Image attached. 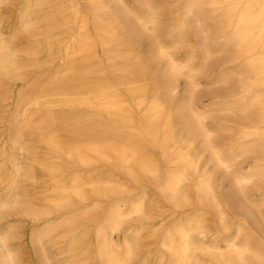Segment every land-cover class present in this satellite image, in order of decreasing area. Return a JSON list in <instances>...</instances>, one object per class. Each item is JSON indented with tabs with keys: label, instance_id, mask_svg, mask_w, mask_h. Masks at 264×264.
<instances>
[{
	"label": "bare ground",
	"instance_id": "6f19581e",
	"mask_svg": "<svg viewBox=\"0 0 264 264\" xmlns=\"http://www.w3.org/2000/svg\"><path fill=\"white\" fill-rule=\"evenodd\" d=\"M6 1L0 0V6ZM25 1L33 5L30 0ZM64 1L69 6L63 8L70 9L73 18L87 16L78 12L80 5L74 4V0H38L35 6L55 13L57 5ZM84 2L94 19V36L83 21L68 40L70 45L62 49L59 67L64 70L55 73L58 77L29 83L31 74L21 73L17 66L8 63L12 55H2L0 48V108L13 102L16 109L11 115H0V121L8 119L4 148L0 149V167L13 173L9 178L0 177L3 187L0 190L7 189L0 194V217L20 212L22 219L36 220L40 226L32 235L31 244H36L42 258L49 261L44 235L67 233L69 237L64 238L63 249L75 263L64 264H264V229L255 215H247L244 210L255 230L250 231L242 219L229 220V211H238L234 205L236 192H223V196L216 191L213 179L216 172L231 173L236 191L246 201L248 184L255 182L256 177L264 183V0H187L181 10V27L187 24L191 28L199 22V18L192 20L197 17L195 11L200 16L204 9L210 14L219 13L220 21L215 24L218 34L224 35L215 49H227L225 61L232 64L218 72V81L230 86L223 105L237 106L243 113L236 127L228 126L240 136L232 156L225 155L215 133L204 124L207 113L197 112L194 106L197 76L210 55L205 41L198 38L196 50H191L185 60L177 61L155 40L162 13L151 0H134L144 9V17L135 18L137 27L121 0ZM24 10L18 27L32 36L43 26L37 24L35 13L31 14L37 18L33 20L30 12L26 14ZM51 21L49 18L44 22ZM148 26L154 32L150 55L138 54L133 59L135 62L122 66L116 65L121 56L111 55L107 62L113 80L97 76L105 72L99 68L102 62L95 52L97 42H114L124 37L145 39L142 32ZM181 36L183 33L178 34ZM59 40L58 45L63 42ZM6 45L0 36V47ZM198 50L203 56L196 64ZM159 59L166 61L163 70L155 64ZM45 71L42 75L49 73ZM81 74H90L96 80L87 82ZM178 78H185L182 98L176 95ZM5 79L10 87L4 84ZM74 88V92H68ZM59 90L67 92L59 93ZM17 92L23 93L13 95ZM55 95L69 97V104L57 111L54 108L60 106L53 100ZM35 138L40 140V147L34 146ZM246 146L248 149L242 151ZM40 150H44L41 156ZM246 150L257 152L259 155L255 157L259 158L242 178L234 169V159ZM19 161L24 163V168L18 166ZM210 165L213 170L209 171ZM35 166H40L46 178L60 181L61 188L51 189L43 196L23 192L22 182L30 181L38 186L44 178L33 174ZM124 179L138 186L136 195L122 182ZM25 197L28 204L21 209L20 199ZM104 201L110 204L100 205ZM261 201L253 202L254 206H261ZM70 210L75 214L55 224L53 213L62 215ZM214 219L227 233L235 225V238L229 240L210 230L208 226ZM87 222L92 227L93 239L84 247L83 232L79 233L80 237L75 235ZM162 226L166 230L157 258L134 260L141 232L145 230L151 235V231ZM126 229L128 232L124 233ZM119 233L121 239L117 237ZM15 234L10 228H0V264H19L11 244ZM37 249L33 254L36 259ZM91 257L98 262H83Z\"/></svg>",
	"mask_w": 264,
	"mask_h": 264
},
{
	"label": "rangeland",
	"instance_id": "374dc122",
	"mask_svg": "<svg viewBox=\"0 0 264 264\" xmlns=\"http://www.w3.org/2000/svg\"><path fill=\"white\" fill-rule=\"evenodd\" d=\"M83 1L84 0H74L73 3L74 4L77 3L80 5V9H79L80 11L78 12L87 15L85 18L79 16L73 18L72 15L74 13L70 14L71 13L70 9L63 8L69 6V3H67V1L58 4L57 5L58 9L57 11H54L55 13L48 12L45 9L37 8L35 6V3H37L38 0H30L29 2L33 4L31 6H29L30 5L29 3H28L29 5H27V2L25 0H7L6 2H4V5L0 6V36H2L7 42L6 47L4 46L0 47L2 49L1 53H3L2 55H12L11 57H9L8 63L17 66L19 72L21 73L26 72L28 74H31L30 75L31 77L28 78V80H30L29 83H31L34 80L35 82L41 81L46 77H52V78L58 77V75H55V73L57 74V72L59 73L64 70L62 67H59L60 66L59 63L61 62V60H59V57L63 55L62 49L70 45L68 40L72 38L73 34L81 26L83 21L87 23V30L89 31V34L91 35L94 34V27H93L94 19L92 14L89 12L88 7L85 5L86 2L83 3ZM121 1L126 5L128 10L130 11V14L133 15L132 21L134 25L137 27L138 23L135 18L136 17L143 18L144 9L138 4H136L134 0H121ZM151 1L153 4L158 6L160 10V14L162 13L159 18V25L155 31L156 32L155 35L158 36V38L155 40L159 41L161 45L166 47L167 51L172 53L174 59H176L177 61L185 60L191 50H196L198 46V38H202L207 46L206 50L208 51L210 50V53L208 51L207 52L211 56L208 55L209 58L207 57L206 60L207 64L206 63L204 64L205 66H203V71H201L200 74L197 76L199 85L195 92L194 106L197 112L207 113L204 124L207 126L208 129L210 128L215 133L214 135L217 141L219 142L220 147L225 151V155L226 156L234 155L235 152L233 150V147L235 148V144L239 142L240 136L236 133L234 129L233 130L228 129V126L236 127V125L238 124L237 122L241 119L243 113L239 111V108L237 106H234V108L233 107L230 108L226 105L225 106L223 105V102L227 101L228 99L225 96L230 86L222 81L219 82L218 75L222 69L229 68L232 66V64L226 63L225 61L226 55L228 53L227 49L223 47H221L223 49L220 48V50L222 51H220L219 49L218 50L215 49L217 43L220 42V37L224 35V34H218L217 31L218 27H216L215 24L220 21L219 13L210 14L208 12H205L206 9H204L202 15L200 16L199 13L195 11L194 16L196 15L197 17L192 16L193 17L192 20L194 21V19L199 18L198 19L199 22L194 23L192 28L189 27V25L187 26V24L184 27H181L183 22V15L181 13V10L187 0H151ZM25 5H27V8L25 7ZM57 6L55 7L57 8ZM23 7H25L26 10H24ZM22 10H24L26 14L30 12L29 17L32 18L33 20L38 18L39 21L37 24L43 26L42 28H39V30L35 31L32 34V36L26 35L18 27L19 22L23 15ZM33 13H35L34 15L37 18L31 15ZM188 17L190 18L191 16L189 15ZM49 18L53 19V21L45 23L44 21H46ZM142 33L145 39L142 38V39L133 40L128 37H124L122 40H116L114 42H108V43L104 42L102 44L101 42H97L98 45L96 48L97 50H95V52L98 56L97 59H99L100 62H102L101 63L102 65L99 68L102 71H105L99 73L97 76L100 77L102 76L104 78L113 80V74L109 70L110 66L107 62V58L111 55L118 54L117 56H121V58H119L116 62V65L118 66H122L125 64L126 65L132 64V62H135V60H133L135 59L134 57L138 54H142L144 57L150 55V53L152 52L151 40L153 39L152 36L154 35V32L148 26L147 29L144 30ZM179 33L180 34L183 33V36L178 37ZM173 34L174 36H172ZM58 39L60 40L62 39L61 41H63L59 45H58ZM58 46L61 47L58 48ZM58 49H60L61 52H59ZM195 54H196L195 63L199 64L200 60H202L203 55L199 50L196 51ZM157 61L155 62L157 68L163 70L165 68L166 61L163 59L161 60L159 59ZM43 70H46L45 72H49V73L42 75ZM90 74H81L80 76L85 77L86 78L85 80H87V82H91V80H96L95 76H93L94 79L90 78L89 77L91 76ZM60 75L64 76V73L63 74L60 73ZM71 76L74 77L76 75H68L67 77H71ZM234 78L237 79L238 76H235ZM77 79H79V77L76 78V80ZM184 79L185 78H178L176 81V85H175V87H177L176 95L179 98H182L185 95L186 87L184 85L185 83ZM4 84L8 86L10 85L7 79L4 80ZM75 86L76 85H74V87ZM85 87L87 86L85 85ZM27 88L33 89V87H27ZM71 88H73V86ZM117 89L124 92L126 91V89H124L123 87H118ZM74 91L75 88L69 90L68 92H74ZM60 92H67V91L59 90V93ZM19 93L17 92L14 93L13 95H21L23 92H19ZM83 97L86 100L89 98L88 96H83ZM67 98L69 97L55 95V97H53V100H55V103L58 104L60 107L59 108L56 107L54 109L58 111V110H62L61 108L66 107V105L69 104L67 102L68 101ZM73 98L75 99V101L77 100V98L75 97ZM78 101H82V100H78ZM15 111L16 109L15 106H13V102H9L4 104V106L0 108V115H4V114H6V116L11 115ZM7 120L8 119L6 117L4 120L0 121V132L2 134L0 135V149L4 148L3 140L5 138V132L7 131L8 128ZM33 144L36 147L41 146V142L38 138H35L33 140ZM246 148L248 149V146L243 147L242 151ZM42 151L44 152V150H40L39 152L40 156L42 155L41 153ZM156 153L159 155V152L156 151ZM256 153L255 151L250 152L249 150H246L244 151L243 154H240L239 156L235 157L234 169H237L239 175L242 178H244L247 175L248 169L253 164H255L257 158H259V156L255 157L259 155L258 153L257 154ZM262 154H264V152H262ZM19 157L20 158L22 157L21 154H19ZM18 166H21L22 168L25 167L24 163L21 161L18 162ZM33 169H34L33 174L36 175L37 177L40 176L41 179V177L43 176V172L40 171V166H35V168ZM207 170L209 171L213 170L212 165H210V167H208ZM162 171L163 172L161 174L163 175L164 173L163 168ZM10 176H13V173L9 170V168L5 170L4 168L0 167V177L9 178ZM43 177H44L43 180L38 183V186L30 181L22 182L23 192L28 191L30 195L40 194V196H43L45 194L50 193L51 189L58 187L61 188L62 184L60 185L59 183L60 181L57 180L53 182L51 179L46 178V176ZM123 178L124 177H122V179ZM256 178L253 179V181L255 180L256 181L248 184V186L245 189V194H247V198H248L247 201L246 199L241 197V195L238 194V192L236 191L237 189L234 183V179H232L231 173L226 174L223 171L216 172L213 178L214 182L216 181L215 188L218 193H222V195L224 196V193L226 192L228 193L230 190L236 192L235 194L236 202L234 205L235 207L238 208V211L237 210L236 212L229 211L228 219L229 220L233 219L234 222L239 219L246 221L250 231L255 230V226H253L250 217L244 216L242 210H244V212L247 213V215L248 213H250L251 215H255L258 224L260 225L261 228L264 229V199H263L264 183H262L261 181L258 182ZM122 182H124L126 186H129L133 190L132 194L136 195V193L139 190L137 189L138 186L127 183L128 181H126L125 179ZM2 188L3 187L0 186V189ZM6 192L7 189L0 190V194ZM259 200L260 201L262 200L261 206L255 207L253 202L258 203L260 202ZM26 201H27L26 197L20 199L21 209L25 207L26 203L28 204V202ZM109 204L110 201H104L100 203V205L102 206ZM46 205H43V207ZM33 207L38 208L40 206L34 205ZM19 214L20 212L17 213L15 212L8 214L7 217L5 218L0 217V228L1 229L10 228L16 233L14 239H12L11 244H12V251L15 254V256L18 258L19 264L75 263L72 260H70L69 254L65 250V248L63 249V246L65 244L64 238L69 237V235L67 233H64L63 231H61L60 233H49L44 235L43 244L46 246L45 252L48 258L50 259V261L48 259H43L40 252L41 249L40 248L37 249L36 244L35 245L31 244V240H32L31 237L37 232V227L40 226V224L36 223L37 222L36 220H34L33 222L26 221L22 219ZM73 214H75V212L71 210L67 211L66 213H62V215L55 212L52 214V217L53 220H56L55 224H57L63 222L64 221L62 220L63 218ZM213 215L215 216L216 214L213 213ZM82 224H84V222ZM208 227L213 232H219L222 235V237L228 238L229 240L235 238L236 236L235 225L232 226L230 228L229 233H227L225 231H222V229L220 228L221 226L218 224L217 219L216 220L214 219L211 222V224H209ZM91 228L92 227L87 222L86 225L83 226L81 225V228L76 232L77 235L75 236H79V237L81 232H83V236H81V238L82 241H84V243H82L84 247L85 246L88 247L92 242L93 234ZM165 230H166V226L159 227L153 232L151 231L152 233L151 235L147 234L148 231L143 230L141 232L142 235L141 241L134 249L136 256L134 260L156 259L158 256L157 255L158 250H161L160 240ZM127 232L128 230L126 229L124 233ZM117 237L121 239L122 234L119 233ZM220 245H222V240L220 241ZM36 249L39 252L38 253L36 251L37 253L36 257L38 259L34 258L33 256L34 250ZM262 252H264V249L262 250ZM198 256H205V255L198 254ZM164 257L169 258L168 255H165ZM83 262H98V260H95L91 257L90 259L85 260Z\"/></svg>",
	"mask_w": 264,
	"mask_h": 264
}]
</instances>
